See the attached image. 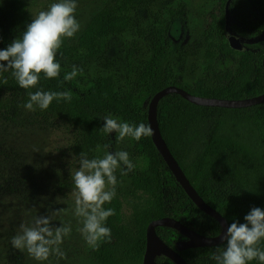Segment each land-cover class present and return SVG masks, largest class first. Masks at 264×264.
I'll list each match as a JSON object with an SVG mask.
<instances>
[{"label": "trees", "instance_id": "obj_1", "mask_svg": "<svg viewBox=\"0 0 264 264\" xmlns=\"http://www.w3.org/2000/svg\"><path fill=\"white\" fill-rule=\"evenodd\" d=\"M226 8L230 0H219ZM257 10H264V0H248ZM152 0H125L124 6H104L85 26L68 38L57 51L61 72L54 79L41 74L35 88L21 89L10 72L0 74V121H20L19 108L28 101V92L37 90L63 92L72 95L70 102L53 100L47 110L34 111L44 119L61 121L76 130L74 153L88 159L97 158V152L111 143L103 133L104 116L111 115L133 125L147 122V106L141 108L136 96L145 92L147 103L163 87L169 85L166 76L169 43L155 32L145 35L151 52L145 59L133 90L121 89L111 76H98L90 80L87 90L75 86L76 77L65 81L64 60H75L79 50L89 58L105 51L104 40L124 33L141 24V8L149 10ZM129 10H132L131 13ZM140 15V16H139ZM21 0H0V50L22 36L31 23ZM264 23H262L263 25ZM261 29V25L255 26ZM227 52L233 49L227 47ZM4 63V62H0ZM7 78V84H3ZM192 94L206 97L245 98L264 92V48L260 59L241 51L236 70L227 69L219 79L194 85L174 82ZM15 101V102H13ZM157 120L161 134L192 186L201 197L215 208L228 224L244 223V216L254 208L264 210V101L259 104L228 108L194 104L181 95L165 94L157 104ZM135 151L143 166L135 165L127 173L125 188L116 185V195L105 209L115 211L106 221L111 230L110 242L101 243L98 250H91L97 264H142L146 249V228L156 218L170 216L180 220L199 233L215 236L221 231L220 223L199 209L185 193L154 145L151 136L136 141ZM141 199L142 204L135 201ZM131 212L129 222L123 218V205ZM157 234L167 242L169 237L185 236L167 226L156 228ZM178 240L167 242L176 249L188 264H198L212 247L178 249ZM222 248L226 246L224 241ZM216 246V247H218ZM259 247L264 250V240ZM10 262L21 263L19 259ZM158 264L173 263L163 254L155 257ZM210 264H216L213 260ZM249 264H260L253 260Z\"/></svg>", "mask_w": 264, "mask_h": 264}, {"label": "rangeland", "instance_id": "obj_2", "mask_svg": "<svg viewBox=\"0 0 264 264\" xmlns=\"http://www.w3.org/2000/svg\"><path fill=\"white\" fill-rule=\"evenodd\" d=\"M32 19L40 11H46L55 0H21ZM125 0H77L75 18L82 29L90 18L104 6H124ZM149 10L141 8V24L127 30L123 36H110L104 40V53L89 58L79 50L75 60L62 62L65 70L75 65L83 69L76 76L75 86L85 90L87 84L98 76H111L121 89L133 90L145 59L151 52L145 35L155 32L169 43L166 76L168 84L178 81L194 85L199 81L218 80L227 69L236 70L241 51H247L260 59L264 48V10H257L248 0H230L226 8L219 0H152ZM133 13L132 10H129ZM140 16V15H139ZM257 24L263 26L257 29ZM70 43L73 38H68ZM243 47H233V40ZM227 47L233 49L227 52ZM87 90V89H86ZM141 108L147 106L145 92L136 96ZM15 102V101H13ZM20 121H0V264L10 262L17 256L19 264H97L91 248L83 240L78 228L82 225L72 215L74 199L73 174L79 168L74 153L76 130L61 121L44 119L34 111L19 108ZM119 122H123L121 119ZM104 124V121H103ZM109 148L100 149L97 158L106 151H126L134 165L143 166L135 151L136 141L126 137L118 141L116 133L107 134ZM122 169L115 172L117 186L125 188L127 175ZM142 204L141 199L135 201ZM64 211L52 222L70 223L72 231L61 244L65 258L54 255L40 262L27 251L14 249L13 236L19 225H31L33 218L49 215L52 210ZM130 206L123 205V218L129 222ZM174 238L169 237L167 242ZM222 247L213 246L198 264H210L213 255Z\"/></svg>", "mask_w": 264, "mask_h": 264}, {"label": "clouds", "instance_id": "obj_3", "mask_svg": "<svg viewBox=\"0 0 264 264\" xmlns=\"http://www.w3.org/2000/svg\"><path fill=\"white\" fill-rule=\"evenodd\" d=\"M77 0H55L46 11H40L26 26L20 38L14 39L4 50H0V74L10 72L21 89L35 88L41 74L45 79H54L61 72V64L57 60V51L65 38H73L80 30V23L75 18ZM83 69L73 65L71 72L64 75L65 81H71ZM7 78L2 83L7 84ZM29 99L23 105L26 111L47 110L53 100L70 102L69 91L51 92L37 90L28 92ZM101 119L103 133H116L118 141L130 137L140 141L142 137L153 135L150 125L140 123L133 125L119 122L111 115ZM105 145V148H109ZM79 168L73 174L74 190L72 193L74 206L72 215L82 225L78 228L83 240L92 250H98L101 243L110 242L111 230L106 221L115 214L114 209H105L116 195L117 178L115 172L127 175L135 165L126 151L105 152L102 158L88 159L81 152ZM64 210H52L49 215L33 218L31 225L21 223L19 232L11 239L14 249L27 251L36 261H46L52 255L65 258L61 244L72 231L70 223H52ZM244 223H231L222 240L226 242L223 250L218 249L212 259L216 264H249L258 260L264 264V250L259 247L264 240V210L252 208L244 216Z\"/></svg>", "mask_w": 264, "mask_h": 264}, {"label": "water", "instance_id": "obj_4", "mask_svg": "<svg viewBox=\"0 0 264 264\" xmlns=\"http://www.w3.org/2000/svg\"><path fill=\"white\" fill-rule=\"evenodd\" d=\"M232 45L233 47L240 50L243 48L236 39L233 40ZM171 92L181 95L183 98L194 104L204 106L240 108L259 104L264 101V92L252 97L238 99L226 97H206L192 94L183 87L174 84L163 87L151 97L147 108V122L153 130L151 139L154 145L156 146L157 150L166 162L168 168L174 175L176 181L184 189L185 193L199 209L214 217L220 223L221 231L218 235L209 236L197 232L196 230L182 223L180 220L170 216L153 219L148 223L146 228V249L142 264H158L155 257L159 254H163L166 257L170 258L173 262L171 264H188V262L180 255V253L176 249L170 246L157 234L156 228L159 226L171 227L185 236V239L178 240V242L176 243L178 249L193 247H213L221 245L224 242L222 240V237L224 236V233L229 226L226 218L223 217L215 208L210 206L192 186L183 169L181 168L175 157L172 155L161 134L157 120V104L165 94Z\"/></svg>", "mask_w": 264, "mask_h": 264}, {"label": "flooded vegetation", "instance_id": "obj_5", "mask_svg": "<svg viewBox=\"0 0 264 264\" xmlns=\"http://www.w3.org/2000/svg\"><path fill=\"white\" fill-rule=\"evenodd\" d=\"M183 240V239H182Z\"/></svg>", "mask_w": 264, "mask_h": 264}]
</instances>
